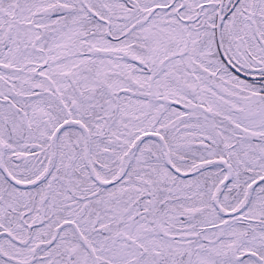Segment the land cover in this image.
Returning a JSON list of instances; mask_svg holds the SVG:
<instances>
[{
  "label": "snow or ice",
  "instance_id": "1",
  "mask_svg": "<svg viewBox=\"0 0 264 264\" xmlns=\"http://www.w3.org/2000/svg\"><path fill=\"white\" fill-rule=\"evenodd\" d=\"M0 264H264V0H0Z\"/></svg>",
  "mask_w": 264,
  "mask_h": 264
}]
</instances>
